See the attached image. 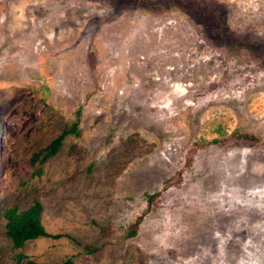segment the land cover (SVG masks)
Here are the masks:
<instances>
[{"label": "rangeland", "instance_id": "374dc122", "mask_svg": "<svg viewBox=\"0 0 264 264\" xmlns=\"http://www.w3.org/2000/svg\"><path fill=\"white\" fill-rule=\"evenodd\" d=\"M35 202L64 237L13 249L2 211ZM18 255L264 264V0H0V264Z\"/></svg>", "mask_w": 264, "mask_h": 264}, {"label": "trees", "instance_id": "16d2710c", "mask_svg": "<svg viewBox=\"0 0 264 264\" xmlns=\"http://www.w3.org/2000/svg\"><path fill=\"white\" fill-rule=\"evenodd\" d=\"M75 131L76 126L72 130L64 131L60 136L53 140L46 149L36 153L32 157L31 163L34 166H37L38 171H40L41 166L44 163L57 154L63 140L68 135L75 133ZM152 199V196H149V200ZM42 211L43 207L39 202H35L25 211H21L18 208H7L2 211V217L6 220V234L13 249L22 248L27 242L39 238L60 239L64 237L63 235H51L46 231L41 221ZM130 234L134 235L135 232ZM89 251L93 253L96 250L90 249ZM22 258V255L17 256V264L20 263ZM64 264H73V262L68 261Z\"/></svg>", "mask_w": 264, "mask_h": 264}]
</instances>
